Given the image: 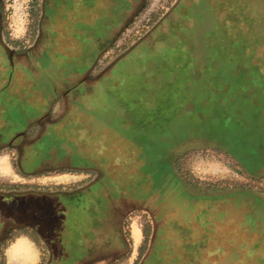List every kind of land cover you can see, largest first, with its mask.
<instances>
[{
	"label": "rangeland",
	"instance_id": "1",
	"mask_svg": "<svg viewBox=\"0 0 264 264\" xmlns=\"http://www.w3.org/2000/svg\"><path fill=\"white\" fill-rule=\"evenodd\" d=\"M42 1L2 0L11 46ZM107 15L39 80L0 63L1 264H264V0Z\"/></svg>",
	"mask_w": 264,
	"mask_h": 264
},
{
	"label": "flooded vegetation",
	"instance_id": "2",
	"mask_svg": "<svg viewBox=\"0 0 264 264\" xmlns=\"http://www.w3.org/2000/svg\"><path fill=\"white\" fill-rule=\"evenodd\" d=\"M114 1L116 0H43L42 11L39 15V28L29 36V40H25L23 43L15 41L16 44L11 46V43L3 38V7L2 0H0V63L5 66L6 80L9 79L13 86L15 84L17 86L27 85L43 76L40 68L43 65L49 69L57 67L58 61L54 57L58 52L69 51L70 49L69 45L62 44L61 41L69 42L71 31L78 24L84 27L90 23V20L103 16L108 17L107 14H110L111 5ZM77 32L78 30H75V33ZM94 68H98V65ZM45 119L46 117L39 125L44 122L45 125L51 122V120L45 121ZM18 131L20 133L13 134L10 139L4 140L5 143L1 147L2 151L5 149L11 151L14 148L27 146L28 130ZM9 237L0 240V251ZM1 256L0 253V258Z\"/></svg>",
	"mask_w": 264,
	"mask_h": 264
},
{
	"label": "crops",
	"instance_id": "3",
	"mask_svg": "<svg viewBox=\"0 0 264 264\" xmlns=\"http://www.w3.org/2000/svg\"><path fill=\"white\" fill-rule=\"evenodd\" d=\"M121 33V32H120ZM119 33V34H120ZM7 158V157H6ZM21 239L23 240V242H25V244H27L29 247L33 246V241L27 237H22L21 236ZM13 242V241H12Z\"/></svg>",
	"mask_w": 264,
	"mask_h": 264
},
{
	"label": "clouds",
	"instance_id": "4",
	"mask_svg": "<svg viewBox=\"0 0 264 264\" xmlns=\"http://www.w3.org/2000/svg\"><path fill=\"white\" fill-rule=\"evenodd\" d=\"M9 264H15V262L14 261H9Z\"/></svg>",
	"mask_w": 264,
	"mask_h": 264
},
{
	"label": "trees",
	"instance_id": "5",
	"mask_svg": "<svg viewBox=\"0 0 264 264\" xmlns=\"http://www.w3.org/2000/svg\"><path fill=\"white\" fill-rule=\"evenodd\" d=\"M256 214V213H255ZM255 214H254V217H255ZM168 244V243H167Z\"/></svg>",
	"mask_w": 264,
	"mask_h": 264
}]
</instances>
